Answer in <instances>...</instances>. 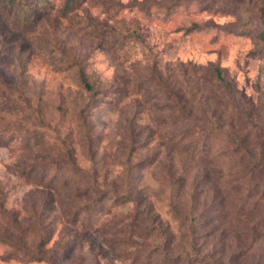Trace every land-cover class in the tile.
Wrapping results in <instances>:
<instances>
[{
	"label": "rangeland",
	"instance_id": "rangeland-1",
	"mask_svg": "<svg viewBox=\"0 0 264 264\" xmlns=\"http://www.w3.org/2000/svg\"><path fill=\"white\" fill-rule=\"evenodd\" d=\"M168 1L75 0L64 11L66 0H42L29 27L0 1V264H54L17 248L18 225L40 208L44 183L31 178L48 171L72 179L61 192L87 182L94 192L81 224L58 203L47 214L57 230L45 250L62 233L67 242L60 264H264V169L252 165L264 137L246 121L264 124V0H185L170 22L140 11ZM196 21L211 26L188 32ZM88 101L91 141L78 118ZM50 159L51 170H31Z\"/></svg>",
	"mask_w": 264,
	"mask_h": 264
},
{
	"label": "trees",
	"instance_id": "trees-1",
	"mask_svg": "<svg viewBox=\"0 0 264 264\" xmlns=\"http://www.w3.org/2000/svg\"><path fill=\"white\" fill-rule=\"evenodd\" d=\"M1 2H4L5 5H7V8L5 10V13L7 17L11 20L12 24L19 26V27H29L33 26L35 23L39 21L41 18L42 13H40V1L30 4L28 0H0ZM75 3V0H66V3L64 4L62 10L67 11L71 9V5ZM187 4V1L185 0H169L165 3H151L150 5L146 6L145 8H141V13L147 15L150 17L153 12H157L158 16L161 20L164 22H170L177 16L180 9ZM262 27H259V39L264 43V17L261 18L260 22ZM211 25L209 24H201L199 22H193V24L187 28L188 32H200L203 31L206 28H209ZM125 43L120 42V46L123 47ZM212 75L214 77V80L218 84H224L225 86L229 87L230 82L225 76V71L220 66L214 65L212 67ZM79 79L85 89L92 93L94 90V87L89 83V81L86 79L85 74L83 71H80ZM91 101L87 102V104L82 107L78 112V118L80 121V127L83 133V136L86 140L91 141L90 136V121L88 117L90 116V112L92 110ZM188 114V118H191V114ZM185 115V114H183ZM247 124H250L252 128H250L247 133L251 134L254 131L256 133H261V136L264 137V124H258L254 121V119H251L250 116H246ZM217 127H221L220 120L216 121ZM202 127V124L199 125ZM196 125V127H199ZM203 129V128H202ZM246 133V134H247ZM37 138V137H36ZM39 139H36V141L28 140V144L26 146H31L33 148H37V142ZM25 147V146H24ZM23 147V148H24ZM244 149V152L247 153V151L250 152V149L248 147L242 146ZM14 151H17L20 149L19 146H12L11 147ZM22 148V149H23ZM261 153L264 154V145L261 149ZM32 168L31 170L34 172L37 169H42L44 171L51 170L54 165V162H51V159L48 160L45 164L41 166H37L35 162H32ZM252 165L256 168H263L264 169V155L260 159H254V162H252ZM58 168V166H57ZM42 179L39 180L38 178H31L34 182L40 184L42 182V185L44 183L43 189H41L40 193L42 195L41 200L39 201L40 208L37 216L30 220L26 221L25 223H21L17 227V231L19 232L18 241H21L17 244V248L21 251L20 255L24 256V258H27L28 260H41L43 257H48L50 260L53 259V257L56 256L54 264H60L61 260V249L66 245L64 244L63 236L64 233H62L61 239L57 240L53 246L50 248V250H45L47 242L51 239V236H53L57 230L55 221L53 219L48 218V212L53 208L54 205L58 203L60 207H68L70 208L68 211L64 209V217L67 219V221L72 222L73 224H81V218L82 215L85 213L90 212V208L92 205H94L95 200L93 197V190L89 188L90 182H87V187H79L74 191H64L61 192L58 188L60 185H70L72 183V179L67 177L63 180H60L57 178V172H55L52 176L49 174L50 172H42ZM50 175V176H49ZM234 175L233 173H226L221 176H219V179L225 178L228 179V184L231 182L229 179ZM38 177V176H37ZM40 177V176H39ZM61 179V178H60ZM239 178L233 179L236 183L238 182ZM223 180V179H221ZM225 181V180H223ZM241 187H244V183H241ZM1 187V185H0ZM0 188V198H1V191ZM2 200H0V203ZM83 220V219H82ZM138 218L134 215V219L131 221L132 226H137ZM61 234V231L60 233ZM8 236L2 234L0 232V241H7ZM29 242L30 245H29ZM49 255L47 256V254Z\"/></svg>",
	"mask_w": 264,
	"mask_h": 264
}]
</instances>
